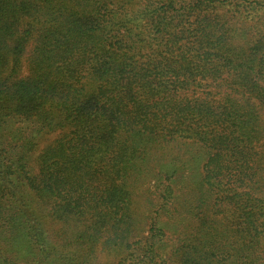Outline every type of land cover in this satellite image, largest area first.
Instances as JSON below:
<instances>
[{
    "label": "trees",
    "instance_id": "1",
    "mask_svg": "<svg viewBox=\"0 0 264 264\" xmlns=\"http://www.w3.org/2000/svg\"><path fill=\"white\" fill-rule=\"evenodd\" d=\"M0 264H264V0H0Z\"/></svg>",
    "mask_w": 264,
    "mask_h": 264
},
{
    "label": "rangeland",
    "instance_id": "2",
    "mask_svg": "<svg viewBox=\"0 0 264 264\" xmlns=\"http://www.w3.org/2000/svg\"><path fill=\"white\" fill-rule=\"evenodd\" d=\"M106 260H107V259H103V258H102V259H100V262H101V263H102V262L105 263ZM107 261H108V260H107Z\"/></svg>",
    "mask_w": 264,
    "mask_h": 264
}]
</instances>
